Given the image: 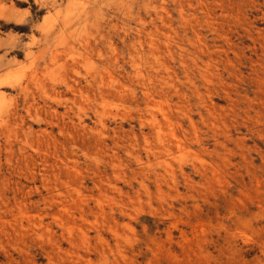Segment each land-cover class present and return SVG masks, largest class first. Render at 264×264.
<instances>
[{
	"label": "rangeland",
	"instance_id": "1",
	"mask_svg": "<svg viewBox=\"0 0 264 264\" xmlns=\"http://www.w3.org/2000/svg\"><path fill=\"white\" fill-rule=\"evenodd\" d=\"M0 264H264V0H0Z\"/></svg>",
	"mask_w": 264,
	"mask_h": 264
},
{
	"label": "bare ground",
	"instance_id": "2",
	"mask_svg": "<svg viewBox=\"0 0 264 264\" xmlns=\"http://www.w3.org/2000/svg\"><path fill=\"white\" fill-rule=\"evenodd\" d=\"M157 24V23H156ZM55 57V56H54ZM158 125V124H157ZM197 126V125H196ZM167 139V138H166ZM164 146V145H163ZM178 148V147H177ZM162 154V153H161ZM163 165V164H162ZM215 171V170H214ZM164 172V171H163ZM169 172V171H168ZM205 172V171H204ZM165 173V172H164ZM215 173V172H214ZM159 176V175H158ZM212 176V175H211ZM164 178V177H163ZM210 181V180H209ZM208 182V181H207Z\"/></svg>",
	"mask_w": 264,
	"mask_h": 264
}]
</instances>
